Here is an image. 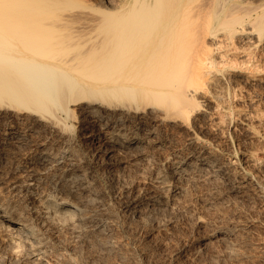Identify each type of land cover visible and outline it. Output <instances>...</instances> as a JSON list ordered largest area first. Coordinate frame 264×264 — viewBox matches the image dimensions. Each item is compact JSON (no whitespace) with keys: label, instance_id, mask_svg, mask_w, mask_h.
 Wrapping results in <instances>:
<instances>
[{"label":"bare ground","instance_id":"bare-ground-1","mask_svg":"<svg viewBox=\"0 0 264 264\" xmlns=\"http://www.w3.org/2000/svg\"><path fill=\"white\" fill-rule=\"evenodd\" d=\"M252 48L264 51V0H0V264H74L65 236L107 255L114 216L96 185L106 188L101 172L114 168H128L111 181L130 196L125 208L138 223L145 211H170L191 196L203 211L264 198V183L248 170L264 173V159L250 149L225 157L198 127L214 118L218 93L228 95L225 75L264 91ZM230 227L212 228L199 244L226 245L239 229Z\"/></svg>","mask_w":264,"mask_h":264},{"label":"rangeland","instance_id":"rangeland-1","mask_svg":"<svg viewBox=\"0 0 264 264\" xmlns=\"http://www.w3.org/2000/svg\"><path fill=\"white\" fill-rule=\"evenodd\" d=\"M239 44V45H238ZM243 44H245L244 42L240 41V43H236L237 46H242ZM240 46V47H241ZM246 45L242 46V48H245ZM256 50V51H255ZM253 55L256 53L258 54V56L255 54L254 57H258L257 59L261 60V62L264 64V51L260 50V48H252L251 49ZM260 51V52H259ZM262 51V52H261ZM255 52V53H254ZM263 55H262V54ZM262 56V57H261ZM263 59V60H262ZM229 76V78H228ZM228 78L226 80V78ZM225 80L229 82V80L232 79V77L230 75H225ZM232 81V82H231ZM229 83L226 82L224 83L226 89L229 90L228 95H226L225 90L224 93L223 91L219 94L218 93V102H219V107L216 109V111L213 114V119L211 121H206V122H200L198 124L199 128V133L200 135H204V138H208V141H210L211 143L216 144L215 146L222 150L224 149L223 156H227L228 155H235L236 157L242 159L243 156L245 155V153L250 152V150L256 154V157H261V159H264V120H261V116L264 113V91L263 89H258V91L256 90V88L250 87L248 86L246 83L244 84V82H239V81H234L233 79L231 80ZM234 81V82H233ZM237 83H239L240 85H238ZM228 84V85H227ZM236 84V85H235ZM232 85V86H230ZM242 85V87H241ZM245 86V87H244ZM247 86V87H246ZM231 87L234 89H231ZM238 87V88H237ZM244 87V88H243ZM230 88V89H229ZM246 88V89H245ZM252 88L254 90H252ZM242 89V91L240 90ZM237 90V91H236ZM244 90V91H243ZM248 90V91H247ZM251 90V91H250ZM261 90V91H260ZM230 91H234L233 93H231ZM247 91V93H246ZM250 91V92H249ZM255 91V92H253ZM241 92V93H239ZM249 92V93H248ZM259 92V94H258ZM261 92V93H260ZM236 93L239 94V98L236 96ZM246 95H245V94ZM253 93V94H252ZM257 93V95H255ZM244 94V97L243 95ZM233 95V96H230ZM250 95V96H249ZM259 95V96H258ZM263 97H262V96ZM224 96V97H223ZM241 96V97H240ZM253 96V97H252ZM256 96V97H255ZM232 97V98H231ZM238 98V99H237ZM256 98V99H255ZM260 98V99H259ZM222 99V100H219ZM239 100V101H238ZM262 100V101H259ZM250 101V102H249ZM222 102V103H221ZM227 104H226V103ZM234 102V103H233ZM238 102V103H237ZM240 102V103H239ZM258 103V104H254V103ZM231 103V104H230ZM244 105H243V104ZM247 103V106L245 105ZM249 103V104H248ZM253 103V105H252ZM226 108H223L225 105ZM235 104V105H234ZM251 104V106H250ZM234 105V107H233ZM237 105V106H236ZM239 105V107H238ZM242 105V106H241ZM241 106V108H240ZM256 106V107H255ZM252 107V108H251ZM221 108V109H220ZM251 108V109H250ZM259 108V109H258ZM261 108V109H260ZM227 110L228 113H225V115L223 114L224 111ZM237 110V111H236ZM257 111V112H256ZM221 112V113H220ZM238 112V114L236 113ZM248 112L250 113V116L248 115ZM262 114H261V113ZM247 113V114H246ZM253 113H260V117L259 114L257 116H255V114L253 115ZM222 114V115H220ZM229 114V120L231 122V126H229V124H227L229 122L227 115ZM252 114V116H251ZM237 115V116H236ZM241 116V117H239ZM255 116V117H253ZM218 117V118H216ZM220 117V118H219ZM224 117V118H222ZM240 120H238L239 118ZM259 117V118H258ZM248 118V119H247ZM258 118V119H257ZM218 119V120H217ZM236 119V120H235ZM242 119V120H241ZM215 120V121H214ZM221 120V122H220ZM224 120V121H223ZM235 120V121H234ZM244 120V121H243ZM223 121V123H222ZM249 121V122H248ZM260 121V122H259ZM210 122V123H208ZM216 122V123H215ZM220 122V123H218ZM241 122V123H240ZM252 122V123H251ZM260 124H258V123ZM263 122V123H262ZM205 123V124H204ZM234 123V124H233ZM225 124V125H224ZM245 124V125H243ZM251 124V125H249ZM200 125V126H199ZM216 125V126H215ZM218 125V126H217ZM221 125V126H220ZM234 125V126H233ZM238 125V126H236ZM254 125V126H253ZM256 125V126H255ZM262 125V126H261ZM210 126V128H209ZM213 126V127H212ZM215 126V127H214ZM228 126V127H227ZM245 126V127H244ZM220 127V128H219ZM237 127V128H236ZM247 127V129H246ZM257 127V128H255ZM212 128V129H211ZM219 128V130H218ZM245 128V129H244ZM205 129V130H204ZM225 129V130H224ZM227 129V130H226ZM237 129V130H236ZM246 130V131H245ZM247 130L251 131L253 133H247ZM262 132H261V131ZM215 134H213L212 132ZM230 131V132H229ZM240 131V132H239ZM245 131V132H244ZM202 132V133H201ZM225 132V133H224ZM234 132V133H233ZM243 132V133H242ZM245 133L247 135H245ZM263 133V135L261 134ZM218 137H217V135ZM231 134V135H230ZM234 134V135H233ZM251 134V136H250ZM213 135V136H212ZM258 135V136H257ZM262 135V136H261ZM221 136V137H220ZM238 136V137H237ZM260 136V137H259ZM212 137V139H211ZM224 137L223 139H220ZM259 139H257V138ZM210 138V139H209ZM216 139V140H215ZM220 140V141H219ZM225 140V141H224ZM228 140V141H227ZM263 140V142H262ZM219 141V142H218ZM222 142V143H220ZM225 142V144H224ZM228 142V143H227ZM253 142V143H252ZM213 143V144H214ZM219 143V144H218ZM222 144V145H221ZM242 144V145H241ZM254 144V145H253ZM228 145V146H227ZM219 146V147H218ZM236 146V147H235ZM238 146V147H237ZM256 146V147H255ZM258 146V147H257ZM252 148V149H251ZM255 150H254V149ZM228 149V151H227ZM242 149V150H241ZM250 149V150H249ZM259 149V150H258ZM238 150V151H237ZM245 150V151H244ZM258 150V151H257ZM228 152V153H227ZM238 155V156H237ZM241 155V156H240ZM231 159L235 158L233 156H230ZM242 163V162H241ZM243 164V163H242ZM250 164L245 165L247 168ZM251 167V168H250ZM255 167V168H254ZM254 169V170H253ZM256 169V170H255ZM115 170V171H114ZM122 170V171H119ZM117 171V168H114L112 170H108L106 172H101L103 175V179L104 182L106 184V188H102L99 185H96V192L98 193L100 197V206L101 208L105 211V212H109L108 214H111L113 217V219H110V230H111V241L113 242V244H115L113 246V249L110 250V252L107 255H103V254H99L97 252V249L95 247H93L92 245H86V244H76V242H73L70 238H68V236L63 237L64 235H62L63 238H61V240H65L63 241L62 245L67 248L68 251H72L70 249H73L74 253H73V262L74 264L78 263L80 260L81 263L79 264H143L145 262V260L147 262H145L144 264H150V262H152L151 264H264V198H261L260 200H254L245 204L246 202H243L240 200H235L233 198H230V200L228 199L227 201H224L223 204L219 205V207H216L217 209L213 210V211H203V206L201 203H199V201H197L196 199L191 198L190 197H186L182 200V202L180 201L173 209L169 210H165V211H161V212H149L145 211V218H143V220L141 221L142 223H138L136 221H134V219H132L128 213V211L125 208V205L127 203V201L129 200V197L127 198V193H124L121 186L119 188V185L113 184L111 181L112 176H117V175H128L127 171L128 168L126 170V168H122L119 169ZM126 170V171H124ZM249 174L254 176L255 178L257 177L258 180L262 183H264V180L262 179L264 176V173H262L258 167L254 164H252V166L250 165L249 168ZM119 172V174L117 172ZM253 171V172H252ZM116 172V173H114ZM126 172V173H125ZM256 172V173H255ZM255 173V174H253ZM258 173V175H257ZM262 173V174H261ZM106 175V176H104ZM121 175V177H122ZM256 175V176H255ZM262 175V176H261ZM260 177V178H259ZM106 178V179H105ZM110 178V179H109ZM107 182H106V181ZM129 179H126V182L123 183V185L125 184V188L129 189ZM109 182V184H108ZM111 183V185H110ZM127 183V184H126ZM109 185V186H107ZM116 186V187H115ZM99 187V188H98ZM101 189H102V193H101ZM113 189V190H111ZM115 189V190H114ZM107 190V191H106ZM109 190V191H108ZM104 191V193H103ZM111 191V192H110ZM120 192V193H119ZM124 193V194H123ZM119 195V196H118ZM124 195V196H123ZM104 196V197H103ZM112 196V197H111ZM111 197V198H110ZM126 197V198H125ZM104 198V199H103ZM107 199V200H106ZM191 199V200H190ZM115 200V201H114ZM124 200V201H123ZM193 200V201H192ZM186 201V202H185ZM195 201V202H194ZM239 201V202H237ZM261 201V202H259ZM116 202V203H115ZM123 202V203H122ZM194 202V203H193ZM197 202V203H196ZM235 202V203H234ZM243 202V204H242ZM256 202V203H255ZM108 203V204H107ZM255 203V204H254ZM103 204V205H102ZM109 204H113V205H109ZM196 206H194V205ZM230 204V205H229ZM233 204V205H231ZM236 204V205H234ZM239 204V205H238ZM250 204L253 206L250 207ZM180 205V207L178 206ZM183 207H182V206ZM200 205V206H199ZM262 205V206H261ZM111 206V208H110ZM190 206V208L188 209V207ZM222 206V207H221ZM226 206V207H225ZM179 207V208H178ZM193 207V209H192ZM196 207V208H195ZM230 207V208H229ZM235 207V208H234ZM259 207V209H258ZM106 208V209H105ZM177 210H176V209ZM223 208V209H222ZM225 208H227L225 210ZM245 208V209H244ZM262 208V209H261ZM115 209V210H114ZM195 209V210H194ZM223 211H222V210ZM117 210V211H116ZM190 210V211H189ZM198 210V211H197ZM220 210V211H219ZM230 210V211H229ZM113 211V212H112ZM124 211V212H123ZM178 211H180L179 213H177ZM192 211V212H191ZM203 213H202V212ZM215 211V212H214ZM229 211V212H228ZM124 215H123V213ZM175 212V213H174ZM220 212V213H219ZM227 212V213H226ZM231 212V213H230ZM234 212V214H233ZM156 213V214H154ZM164 213V214H163ZM165 218L163 217L164 215H166ZM184 213V214H183ZM210 213V214H209ZM223 213V214H221ZM116 214V215H115ZM148 214V215H147ZM151 214V215H150ZM156 215L154 217V215ZM170 214V215H168ZM176 214V215H175ZM188 214V215H186ZM190 214V215H189ZM197 214V215H195ZM200 214V215H198ZM208 214V215H207ZM225 214V215H224ZM229 214V215H228ZM250 214V215H249ZM120 215V216H119ZM128 217H126V216ZM161 215V216H160ZM212 215V216H211ZM228 215V217H227ZM240 215V216H239ZM260 215V216H259ZM262 215V216H261ZM122 216V217H121ZM151 218V219H149ZM160 219H158L159 217ZM173 216V217H172ZM202 218L200 219L199 218ZM223 216V217H222ZM251 216V217H250ZM154 217V219L152 218ZM163 217V219H162ZM172 217V218H171ZM194 217V218H193ZM211 217V218H210ZM214 219H213V218ZM223 219H221V218ZM228 219H227V218ZM231 217V218H230ZM237 217V220H236ZM246 219H245V218ZM124 218V219H123ZM169 218H171L169 220ZM235 221H234V219ZM244 218V219H243ZM247 218H249L247 220ZM132 219V220H131ZM146 222H143L145 221ZM149 219V220H148ZM213 219V220H212ZM221 219V220H220ZM230 219V220H229ZM253 219V220H252ZM120 220V221H119ZM125 220V221H124ZM128 220V221H126ZM157 220V222H155ZM160 220H162L160 222ZM168 220V222L166 221ZM182 220V221H181ZM186 220V221H185ZM200 222L199 225H197L198 221ZM207 220V221H206ZM211 220V221H209ZM218 220V221H217ZM233 220V221H232ZM241 222H240V221ZM244 220V221H243ZM151 221V222H150ZM166 223H165V222ZM195 221V222H194ZM203 221V222H201ZM215 221V222H214ZM222 221V222H219ZM121 222V223H119ZM124 222V223H123ZM127 222V224H126ZM132 222V224H131ZM136 222V223H134ZM163 222V223H162ZM175 222V224H173ZM235 222V223H234ZM240 222V223H238ZM245 222V223H243ZM248 222V223H247ZM257 222V223H256ZM262 222V223H261ZM134 223V224H133ZM144 223V225H143ZM161 223V224H159ZM193 223V224H192ZM196 223V224H195ZM205 223V224H204ZM222 223V224H221ZM234 223V224H233ZM247 223V224H246ZM112 224V225H111ZM119 224V225H118ZM129 224V225H128ZM139 224V225H138ZM148 224V225H145ZM150 224V225H149ZM158 224V225H156ZM187 224V225H186ZM204 224V225H203ZM210 224V225H209ZM220 224V225H219ZM230 224L232 225H236L239 227V229H235L234 231L231 230V237L229 242L226 245H222V244H209L208 246H202L199 244V239L206 233L210 232V230L212 228L215 227H221L222 229L224 228L225 230H230ZM243 224V225H242ZM245 224V225H244ZM254 224V225H253ZM118 225V226H117ZM131 225V226H130ZM135 225V226H134ZM152 225V226H151ZM162 225V226H161ZM166 225V226H164ZM174 225V226H173ZM186 225V226H185ZM213 225V226H211ZM218 225V226H217ZM227 225V226H226ZM121 226V227H119ZM123 226V227H122ZM126 226V227H125ZM128 226V227H127ZM141 226V227H140ZM145 226V227H144ZM151 226V227H149ZM157 226V227H156ZM161 226V227H159ZM170 226V227H169ZM255 226V227H254ZM118 227V228H117ZM130 227V228H129ZM138 227V229L136 228ZM156 227V229H155ZM167 227V228H165ZM173 227V228H172ZM179 227V228H178ZM190 227V228H189ZM196 227V228H195ZM200 228L198 230V228ZM208 229H207V228ZM229 227V229H228ZM126 228V229H125ZM135 228V230H134ZM140 228V229H139ZM169 228V229H168ZM172 228V229H171ZM256 228V229H255ZM125 229V230H124ZM142 229V230H141ZM149 229V230H148ZM161 229V230H160ZM165 229V230H164ZM205 229L207 232H205ZM246 229V230H245ZM251 229V230H250ZM114 230V231H113ZM134 230V231H133ZM169 230V232H168ZM203 230V231H202ZM243 230V231H242ZM132 231V232H131ZM145 231V232H144ZM147 231V232H146ZM260 231V232H259ZM135 232V233H134ZM142 232V233H141ZM144 232V233H143ZM185 232V233H184ZM238 232V233H236ZM242 232V233H241ZM244 232V233H243ZM262 232V234H261ZM126 233V234H125ZM139 233V234H138ZM141 233V234H140ZM154 233V234H152ZM188 233V234H187ZM203 233V234H202ZM117 234V235H116ZM167 234V235H166ZM200 234V235H199ZM202 234V235H201ZM242 234V235H241ZM249 234V236L247 235ZM262 236H261V235ZM129 235V236H128ZM133 235V236H132ZM184 235V236H183ZM197 235V236H196ZM240 235V236H239ZM252 235V236H251ZM259 235V236H258ZM139 236V237H138ZM147 236V237H146ZM187 236V237H186ZM189 236V237H188ZM234 236V237H233ZM236 236V237H235ZM125 237V238H124ZM130 237V238H128ZM133 237V238H132ZM135 237V238H134ZM138 237V238H137ZM156 237V238H155ZM179 237V238H178ZM183 237V238H182ZM186 237V238H185ZM238 237V238H237ZM242 237V238H241ZM253 237V238H252ZM263 237V238H262ZM65 238V239H64ZM113 238V239H112ZM142 238V240H140ZM185 238V239H184ZM188 238V239H187ZM194 238V239H193ZM247 238V239H246ZM261 238V239H259ZM68 239H70L71 241H68ZM115 239V240H114ZM126 239V240H124ZM131 239V240H130ZM152 239V240H151ZM167 239V240H166ZM187 239V240H186ZM192 239V240H189ZM232 239V242H231ZM234 239V240H233ZM239 239V240H238ZM249 239V240H248ZM250 239H252L253 241H251ZM67 240V241H66ZM118 240V241H117ZM184 243H182V241H185ZM236 240V241H235ZM114 241H117L114 242ZM125 241V242H124ZM145 241V242H144ZM149 241V242H148ZM177 241V242H176ZM190 241V242H189ZM240 241V242H239ZM243 241V242H242ZM260 241V242H259ZM263 241V242H262ZM66 242V243H64ZM70 244H68V243ZM72 242V244H71ZM139 242V243H138ZM252 242V244L250 243ZM254 242V243H253ZM144 243V244H143ZM153 243V245H152ZM163 243V244H162ZM177 243V244H176ZM197 243V244H196ZM244 243V244H243ZM245 243L247 246H245ZM250 243V244H249ZM261 243V244H260ZM118 244V245H117ZM124 244V245H123ZM129 244V245H128ZM137 244V247H136ZM141 244V245H139ZM173 244V245H172ZM183 246H182V245ZM230 244V245H229ZM256 245V246H252V245ZM260 244V246H258ZM68 245V247H67ZM70 245V246H69ZM74 247H73V246ZM79 245V246H78ZM120 245V246H119ZM185 245V246H184ZM188 247H187V246ZM190 245V246H189ZM196 245V246H195ZM213 245V246H212ZM216 248H215V246ZM223 247H222V246ZM238 245H240L241 247H239ZM116 246V247H115ZM126 246V248H125ZM129 246V247H127ZM135 246V247H133ZM146 246V247H145ZM194 248H193V247ZM199 246V247H198ZM220 248H219V247ZM251 246V247H249ZM258 246V247H257ZM263 246V247H262ZM90 247V248H89ZM115 247V248H114ZM162 247V248H161ZM187 247V248H186ZM198 247V249L196 248ZM202 247V248H201ZM226 247V248H225ZM249 247V248H248ZM77 248V250H76ZM167 248V249H166ZM186 248V249H184ZM200 248V250H199ZM206 248V249H205ZM210 250H209V249ZM218 248L220 249L218 251ZM222 248V249H221ZM241 248V249H240ZM246 248V249H245ZM115 249V250H114ZM121 252L122 255V261H119L118 259H116V253L115 251L118 250ZM133 249V250H132ZM143 250V252L141 250ZM148 249V250H147ZM192 249V250H191ZM197 249V250H196ZM208 249V250H207ZM212 249H214V251H212ZM250 249V250H249ZM252 249V250H251ZM255 251H254V250ZM261 249V250H260ZM77 251V253L75 254V252ZM88 250V251H87ZM96 250V251H95ZM140 250V251H139ZM153 250V251H152ZM170 250V251H169ZM190 250L192 252H190ZM195 250V252H194ZM204 250V251H203ZM237 250V251H235ZM72 251V252H73ZM127 251V253H126ZM136 251V252H135ZM198 251V252H197ZM208 251V252H207ZM212 251V252H211ZM221 251V252H220ZM228 251V252H227ZM257 251V252H256ZM80 254H79V253ZM83 252V253H82ZM91 252V253H90ZM132 252V253H131ZM135 252V253H134ZM145 252V254H144ZM163 252V253H162ZM202 254H200V253ZM214 252V253H213ZM217 252V253H216ZM225 252V253H224ZM250 252V253H248ZM252 252V253H251ZM115 253V254H114ZM123 253V254H122ZM134 253V254H133ZM209 253V254H208ZM213 253V254H211ZM216 253V254H215ZM261 253V254H260ZM98 254V255H97ZM127 254H130L127 256ZM154 254V255H153ZM156 254V255H155ZM191 254H192V258H191ZM195 254V255H194ZM200 254V255H199ZM205 254V255H204ZM215 254V255H214ZM220 254V255H219ZM226 254V255H224ZM246 254V255H245ZM77 255V257H75ZM100 255V256H99ZM135 255V256H134ZM188 255V256H187ZM208 255V257H207ZM212 255V257H211ZM217 255V257H216ZM242 255V256H241ZM248 255V256H247ZM251 255V256H250ZM103 256V257H102ZM107 256V257H106ZM109 256V257H108ZM113 258H112V257ZM115 256V257H114ZM139 256V257H138ZM142 256V257H141ZM163 256V257H162ZM196 256V258H194ZM214 256V258H213ZM224 256V258H223ZM237 256V257H236ZM240 258H239V257ZM111 257V258H110ZM136 257V258H135ZM146 259H145V258ZM165 257V258H164ZM173 257V258H172ZM222 257V259H221ZM245 257V258H244ZM253 257V259H252ZM259 257V258H258ZM78 258V259H77ZM115 258V259H114ZM128 258V259H127ZM133 258V259H132ZM143 258V259H142ZM155 258V260L153 259ZM208 258V259H207ZM213 258V259H212ZM217 258V259H216ZM229 258V259H227ZM244 258V259H243ZM247 258V259H246ZM256 258V259H254ZM106 259V260H105ZM128 262H127V260ZM136 259V260H135ZM148 259V260H147ZM163 259V260H162ZM167 259V260H166ZM176 259V261H175ZM199 261H198V260ZM201 259V260H200ZM75 260V261H74ZM78 260V261H77ZM116 260V261H114ZM133 260V262H132ZM157 260V262H156ZM171 260V261H170ZM193 260V261H192ZM204 260V261H203ZM214 260V261H213ZM219 260V261H218ZM258 260V261H257ZM106 261V262H105ZM119 261V262H118ZM166 261V262H165ZM180 261V262H179ZM208 261V262H207ZM216 261V262H215ZM218 261V262H217ZM221 261V262H220ZM116 262V263H115ZM123 262V263H122ZM127 262V263H125ZM137 262V263H135ZM142 262V263H141ZM160 262V263H159ZM165 262V263H164ZM173 262V263H172ZM179 262V263H178ZM193 262V263H192ZM199 262V263H198ZM23 264V263H21Z\"/></svg>","mask_w":264,"mask_h":264}]
</instances>
